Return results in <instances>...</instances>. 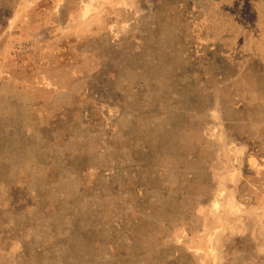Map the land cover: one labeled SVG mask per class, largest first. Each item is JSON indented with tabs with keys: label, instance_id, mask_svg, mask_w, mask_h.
I'll return each mask as SVG.
<instances>
[{
	"label": "rangeland",
	"instance_id": "rangeland-1",
	"mask_svg": "<svg viewBox=\"0 0 264 264\" xmlns=\"http://www.w3.org/2000/svg\"><path fill=\"white\" fill-rule=\"evenodd\" d=\"M0 264H264V0H0Z\"/></svg>",
	"mask_w": 264,
	"mask_h": 264
}]
</instances>
